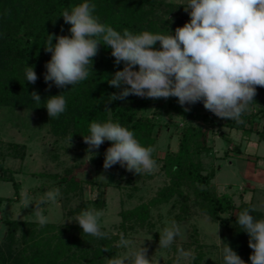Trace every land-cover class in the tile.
I'll list each match as a JSON object with an SVG mask.
<instances>
[{
	"label": "trees",
	"instance_id": "trees-1",
	"mask_svg": "<svg viewBox=\"0 0 264 264\" xmlns=\"http://www.w3.org/2000/svg\"><path fill=\"white\" fill-rule=\"evenodd\" d=\"M85 0H0V107L14 105L32 108L45 113L48 130L55 136V140L69 138L76 140L79 147H84L83 136L89 135V125L92 121L119 123L134 133V138L144 147L155 146L160 129L162 116L170 121L165 125L177 126L172 122L173 117L179 118L181 126L178 131L176 150L166 148L163 155L152 153V158L165 175L166 181L156 193L146 201H141L132 207H121L118 212L119 222L116 232L108 234L109 238H96L84 234L82 228L75 221L80 211L89 206L98 210L105 204L104 189L109 185L114 170L119 164L108 169V181L96 178L86 180L96 193L93 199L83 196L84 181L76 175L80 166L76 163L67 166L62 172L48 173L46 176L53 180L56 188L60 189L62 207L65 214L71 218L68 222H48L41 227L39 222L28 219L5 217L1 219L4 227L3 248L0 247V264H109V259L117 252L121 255L120 236L124 238L135 232H153L156 226L152 218V208L168 205L174 210L172 221L178 225L191 217H200L218 223L222 230L229 233L230 245L245 261L249 259L253 249L248 246L249 237L236 223V216L245 209H252L251 202L237 205L228 192L218 193L213 181L219 166L214 162L224 159L228 154V147L236 154H242L238 144L230 146L232 139L229 133L221 130H236L241 138L249 139L257 136L258 141H264V87H257L255 102L249 105V110L242 114L244 124H236L234 120L218 118L206 110L203 103L185 105L189 111L178 104V98L165 99L140 98L130 95L125 100H116L108 104L110 111H105L108 96L120 89L111 87L107 80L117 70H122L123 62L114 65L112 49L100 46L99 54L94 58L93 69L89 77L75 86L58 89L54 85L50 90L44 81L45 63L51 59V53L44 51L43 46L47 34L66 35L70 24H65L61 15L62 10L69 6L79 5ZM96 5L95 15L101 23L111 26L114 30L123 32L128 29L134 34L144 31L167 35L174 34L177 27H182L186 20L183 15V4L170 0H87ZM180 11L179 15L174 12ZM63 28V31L61 29ZM56 40L53 39V44ZM159 48V42L154 46ZM34 66L39 79L35 84L25 80V69ZM138 70V66H136ZM36 91L41 96V103L36 104L30 93ZM63 94L66 99V111L58 118H49L45 101L50 96ZM152 105L149 114L144 113ZM193 106L202 110L195 111ZM216 128L227 148L220 157L214 151L213 145L208 143L211 128ZM112 145L107 141L101 145L97 155L89 153V162L103 167L104 154ZM13 157L23 159L25 147L16 143L11 144ZM216 156V157H215ZM4 153L0 149V182H10L14 189L15 200L19 198V183L14 179L13 172L3 164ZM256 156V160L259 159ZM175 168V171L173 170ZM114 179V177L112 178ZM116 180V181H115ZM118 179H114L115 184ZM232 185L229 184L228 188ZM38 186L34 191H42ZM241 194V193H240ZM77 200L74 204L70 201ZM256 220L260 219L254 211ZM101 231L106 229L100 225ZM155 238H160L158 232H153ZM198 230L192 225L188 235L186 247L194 251V259L188 263L178 261L177 238L168 248L170 251L164 264H202L204 245L199 241ZM242 239V240H241ZM182 247V248H185ZM107 248L108 251H103ZM191 251V250H190Z\"/></svg>",
	"mask_w": 264,
	"mask_h": 264
},
{
	"label": "clouds",
	"instance_id": "clouds-1",
	"mask_svg": "<svg viewBox=\"0 0 264 264\" xmlns=\"http://www.w3.org/2000/svg\"><path fill=\"white\" fill-rule=\"evenodd\" d=\"M183 7L190 17L189 22L177 27L174 34L169 31L167 35L114 30L100 22L95 15L96 5L87 0L63 9L60 17L65 24L71 25L68 31L72 35L47 34L43 48L51 53V59L45 63L46 91L53 85L62 89L86 80L94 72L93 62L100 46L105 45L112 49L114 65L123 62L122 70L115 71L107 80L111 87L120 91L108 96L105 111L111 110L108 104L112 101L125 100L130 95L150 99L175 97L184 111L190 110L186 104L200 102L218 118L244 124L241 117L255 102L256 86L264 87V0H188ZM157 42L158 49L154 47ZM38 79L34 66L28 65L25 80L35 84ZM30 96L36 104L41 103L38 92L33 91ZM44 107L49 118H58L66 111V99L63 94L50 96ZM71 139L72 136L70 142ZM83 140L88 146L86 152L92 157L98 154L105 141L112 142L104 154L105 171L116 164L139 175L158 170L152 158L155 149L142 146L134 133L119 123L92 121L89 135L83 136ZM96 178L107 180L103 174ZM60 195V189L56 188L33 203L25 191L21 194V203L24 208L35 205L32 214L43 227L48 223L43 206L49 202L57 203ZM252 211L255 209L240 212L236 223L249 237L248 246L253 249L249 257L251 264H264V220H256L250 214ZM102 215V210L89 206L80 211L75 221L84 234L109 238L100 228ZM181 235V227L175 220L171 221V226L160 236L159 247L169 248ZM131 243L121 234L117 247H128ZM147 252L146 247H141L131 257L117 252L109 259V264H150ZM177 253L184 259L195 258L191 251L182 247L177 248ZM222 254L224 264H245L228 243Z\"/></svg>",
	"mask_w": 264,
	"mask_h": 264
},
{
	"label": "rangeland",
	"instance_id": "rangeland-1",
	"mask_svg": "<svg viewBox=\"0 0 264 264\" xmlns=\"http://www.w3.org/2000/svg\"><path fill=\"white\" fill-rule=\"evenodd\" d=\"M177 4L187 5L188 0H170ZM179 15L180 11L174 12ZM188 14V13H187ZM186 22H189L190 17L183 15ZM165 101V99H163ZM152 105L144 112L150 113ZM195 111L202 110L199 106H193ZM171 120L177 123V126L165 125L170 119L167 116H162L161 129L158 140L154 146L155 155H163L166 148L176 150L178 143V131L181 126L179 118L173 117ZM264 124V120L262 121ZM221 130L229 133L232 142L230 146L235 144L240 145L242 156L228 147L226 158L217 159L214 164L219 166L217 173L213 179L217 192H228L232 194L234 202L239 205L244 202H251L252 209L263 219L264 213V181H258L257 169L264 167L262 159L255 161V153L258 156H264V141L257 140L256 135H252L250 139L241 138V133L236 130H228L226 127H221ZM105 141L103 144H105ZM16 143L20 146L24 145L25 152L23 159L13 157L11 144ZM208 143L213 145L214 151L220 157L227 148L225 141L220 137L216 128H211L208 135ZM102 144V145H103ZM87 145L79 147L76 140H71L65 137L64 139L55 140V136L48 130V123L44 112L27 107H19L14 105H5L0 107V149L4 153L3 164L11 169L14 179L19 183V198L15 200L14 189L10 182H0V247L3 248L4 227L1 224V219L5 217L15 219H28L37 221L32 214L35 205L31 204L28 208H24L21 203L22 192H28L35 203L44 193L55 190L53 180L48 178V173L62 172L67 166L79 163L80 166L76 169V175L83 182V196L88 199H93L95 189L86 182L89 178H96L103 174L108 181V171H105L101 165H93L89 162V153L86 152ZM253 156L254 158H249ZM216 157V156H215ZM114 168V166H112ZM118 179L115 184L114 179ZM113 177L109 180V185L105 187L104 200L105 204L99 210H102L103 215L100 218L102 225L108 234L116 232L119 222L118 212L121 207H132L141 201H146L152 197L157 189L166 181L165 175L158 170L151 174L142 173L134 174L126 171L125 168L119 167L114 170ZM247 178L246 180L243 178ZM98 179V178H96ZM231 184L232 187L228 188ZM38 186H43L42 191H34ZM241 193V194H240ZM77 201V200H76ZM75 200L69 204L76 203ZM63 202L57 198V203L49 202L43 206V214L48 217V222H68L71 220L65 214V209L62 207ZM152 218L156 226L153 232H158L160 236L166 227L171 226L174 210L168 205H161L151 210ZM38 222V221H37ZM192 225H195L198 230L199 241L204 245V257L202 264H224L222 249L225 243L229 246L233 245L230 241L229 233L225 232V238H222V230L218 223L202 219L200 217H191L187 221L182 222V235L177 238V244L184 247L189 240V233ZM219 226V229H218ZM218 230V232H217ZM153 232H135L126 238L132 243L128 247L120 246L121 256L131 257L133 253L141 247L148 249L147 258L150 259V264H164L170 251L159 247V239L155 238ZM219 237V238H218ZM242 240V239H241ZM185 251H190L194 254L192 247L183 248ZM177 260L188 263L189 259H184L176 254Z\"/></svg>",
	"mask_w": 264,
	"mask_h": 264
},
{
	"label": "crops",
	"instance_id": "crops-1",
	"mask_svg": "<svg viewBox=\"0 0 264 264\" xmlns=\"http://www.w3.org/2000/svg\"><path fill=\"white\" fill-rule=\"evenodd\" d=\"M250 139V138H249ZM261 141H259V143H260ZM237 155H240V156H242L241 154H237ZM255 155V158H256V156H258L257 155V153H255L254 154ZM260 158L259 159H257V160H260V159H262V161H264V156H259ZM249 158H251V159H253L254 157L253 156H250ZM256 160V159H255ZM264 165V164H263ZM257 178H255L256 180H258V181H260V183H261V181H264V167L263 168H258L257 169ZM247 178H250V177H247ZM246 177L245 178H243V179H247ZM252 178H250V180H251Z\"/></svg>",
	"mask_w": 264,
	"mask_h": 264
}]
</instances>
